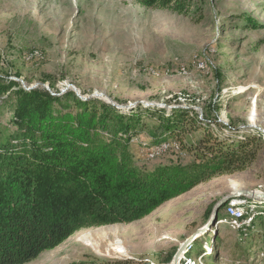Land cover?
<instances>
[{
	"label": "rangeland",
	"instance_id": "374dc122",
	"mask_svg": "<svg viewBox=\"0 0 264 264\" xmlns=\"http://www.w3.org/2000/svg\"><path fill=\"white\" fill-rule=\"evenodd\" d=\"M189 7L178 14L138 0H0V78L46 86L53 96L73 86L124 114L141 113L144 128L131 141L138 169L191 164L184 144L209 129L229 142H259L262 134L247 170L203 182L142 221L82 230L29 264H264V214L237 231L227 206L174 263L221 200L264 193V0H189ZM14 104L13 96L0 100V145L17 133ZM178 110L189 113L181 139L154 141L152 133L165 135L158 118ZM244 198L233 199L246 212ZM250 200L264 209V200Z\"/></svg>",
	"mask_w": 264,
	"mask_h": 264
},
{
	"label": "trees",
	"instance_id": "16d2710c",
	"mask_svg": "<svg viewBox=\"0 0 264 264\" xmlns=\"http://www.w3.org/2000/svg\"><path fill=\"white\" fill-rule=\"evenodd\" d=\"M138 2L178 14L190 9L189 0ZM10 96L17 133L0 145V264H29L82 230L142 221L203 182L247 170L261 149L262 134L259 142H229L205 124L202 138L184 144L195 158L191 164L147 173L137 168L131 150L144 128L141 113L127 115L74 92L53 96L0 78V100ZM188 116L178 110L159 117L165 135L151 137L176 138ZM259 212L264 209L247 212L250 225Z\"/></svg>",
	"mask_w": 264,
	"mask_h": 264
},
{
	"label": "water",
	"instance_id": "95a60500",
	"mask_svg": "<svg viewBox=\"0 0 264 264\" xmlns=\"http://www.w3.org/2000/svg\"><path fill=\"white\" fill-rule=\"evenodd\" d=\"M16 81H21V80H16ZM22 82V81H21ZM22 84H24L22 82ZM35 88H38L37 85L33 86V87H30V88H26L25 89H28V90H32V89H35ZM44 88L48 89L46 86H44ZM68 89H73V91L77 94L78 97H80L82 100H87L86 97H82L80 95V93L76 90L75 87L73 86H68L66 90ZM49 90V89H48ZM89 99L90 98H94L93 97H88ZM113 106H115L114 104H111ZM233 196H239V197H249V198H253V199H260V200H264V193L263 192H254V191H241L239 193H237L236 195H233ZM231 196H228L226 198H224L223 200H221L218 204H216V206L214 207L212 213H211V216H210V220H209V223L207 224L206 228L205 229H201L199 231H197L196 234H194L193 236H191L185 243L184 245L179 249V251L176 253L175 257H174V263H176L180 257V255L183 253V251H185V249L192 243L194 242L195 240L198 239V235L199 234H203L205 232V230L208 228V226L210 225V223H215L217 221V218H218V213L219 211L221 210V208L225 207L226 204L229 202Z\"/></svg>",
	"mask_w": 264,
	"mask_h": 264
},
{
	"label": "bare ground",
	"instance_id": "6f19581e",
	"mask_svg": "<svg viewBox=\"0 0 264 264\" xmlns=\"http://www.w3.org/2000/svg\"><path fill=\"white\" fill-rule=\"evenodd\" d=\"M233 198H241V197L232 195L230 200H229V202L226 204V206H227L226 207L227 208V212H225V214L227 216L226 222L227 223H231L234 226V229L237 230V231H240V230L245 231L246 228L249 227V225H250V219H248V217H247V212L254 213V211H255L253 206L250 207L251 206L250 205L251 204V200L250 199H253V198L245 197L243 199L244 203L246 205H248V207L250 208V209L247 208L246 212L243 211L240 206L233 204V202L235 203ZM256 200H260V199H256ZM201 235H203V234H199L198 237H200ZM114 250H116L117 253H120L121 255H126L127 254L126 249L124 247H122V246H119V247L117 246V248L114 249Z\"/></svg>",
	"mask_w": 264,
	"mask_h": 264
},
{
	"label": "built area",
	"instance_id": "2783aa9c",
	"mask_svg": "<svg viewBox=\"0 0 264 264\" xmlns=\"http://www.w3.org/2000/svg\"><path fill=\"white\" fill-rule=\"evenodd\" d=\"M167 146H168V145H167ZM167 146H166V147H161V148H159V149H157V150H155V151H150V154H152V155H154V154L158 155V154H160L161 152H163V150H164L165 148H167ZM231 200H232V199H231ZM233 204L236 205L237 203H234V202H233Z\"/></svg>",
	"mask_w": 264,
	"mask_h": 264
}]
</instances>
